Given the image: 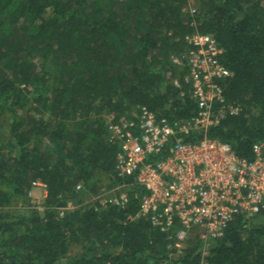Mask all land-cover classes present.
<instances>
[{"label": "trees", "instance_id": "obj_1", "mask_svg": "<svg viewBox=\"0 0 264 264\" xmlns=\"http://www.w3.org/2000/svg\"><path fill=\"white\" fill-rule=\"evenodd\" d=\"M194 33L224 50L225 100L242 112L186 140L216 138L251 158L264 139V0H0V264H264V213L237 217L203 258L201 240L178 254L137 217L138 186L124 208L83 204L134 183L117 175L110 115L197 114L188 68L173 61ZM34 182L47 185L43 214L16 208Z\"/></svg>", "mask_w": 264, "mask_h": 264}, {"label": "built area", "instance_id": "obj_2", "mask_svg": "<svg viewBox=\"0 0 264 264\" xmlns=\"http://www.w3.org/2000/svg\"><path fill=\"white\" fill-rule=\"evenodd\" d=\"M186 42L189 50L173 61L188 68L184 81L191 87L197 114L172 119L143 106L130 119L110 115L108 140L118 149L117 175L134 178V183L104 191L87 204L96 209L106 205L124 208L131 199L129 188L138 186L145 193L135 194L140 201L137 217L147 218L168 234L178 254L194 238L201 240L205 258L211 243L224 237L237 217L248 221L264 213V139L253 145L251 158L239 156L229 143L216 138L186 140L193 132L208 131L228 115L242 112L240 105L226 103L221 82L231 71L222 62L224 50L217 39L194 33ZM175 85L181 87L179 80ZM33 186L47 190L43 182ZM81 189L78 185L77 191ZM70 209L60 208V218Z\"/></svg>", "mask_w": 264, "mask_h": 264}, {"label": "rangeland", "instance_id": "obj_3", "mask_svg": "<svg viewBox=\"0 0 264 264\" xmlns=\"http://www.w3.org/2000/svg\"><path fill=\"white\" fill-rule=\"evenodd\" d=\"M194 0H190V3L193 4ZM47 190L44 189V187H32L31 192L29 193V197H30V203L29 204H24V206L19 205L16 206L17 209L21 210L22 212L25 211H33V210H39L40 212H44V201L45 198L47 196ZM105 191H109V190H105ZM96 197V196H95ZM94 196L85 199L83 204H87L89 201H91L93 198H95ZM79 206V205H78ZM70 208H74L73 205L69 206ZM22 208V209H20ZM73 254H78L80 252V247L79 246H74L73 247Z\"/></svg>", "mask_w": 264, "mask_h": 264}]
</instances>
